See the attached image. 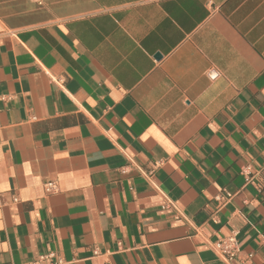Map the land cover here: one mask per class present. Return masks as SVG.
I'll return each mask as SVG.
<instances>
[{
    "label": "crops",
    "instance_id": "crops-1",
    "mask_svg": "<svg viewBox=\"0 0 264 264\" xmlns=\"http://www.w3.org/2000/svg\"><path fill=\"white\" fill-rule=\"evenodd\" d=\"M49 253L264 264V0H0V264Z\"/></svg>",
    "mask_w": 264,
    "mask_h": 264
},
{
    "label": "built area",
    "instance_id": "built-area-1",
    "mask_svg": "<svg viewBox=\"0 0 264 264\" xmlns=\"http://www.w3.org/2000/svg\"><path fill=\"white\" fill-rule=\"evenodd\" d=\"M243 175L247 178V181L251 180V168L249 166L245 167L242 171ZM47 187L51 190H55V184L54 183H48ZM226 199L230 198V195L225 196ZM221 200L222 198L219 197ZM168 206H163V209H166ZM213 250L216 252V254L221 257L224 261L227 263H231L234 261V259L237 257L239 253V247L236 239V233H231L227 237H223L221 239H218L216 242L213 243ZM55 258V255L53 253H49L46 255H42L38 257L33 263L31 264H54L52 260ZM249 259L251 256L248 257ZM50 261V262H48ZM59 263V261H57Z\"/></svg>",
    "mask_w": 264,
    "mask_h": 264
},
{
    "label": "water",
    "instance_id": "water-1",
    "mask_svg": "<svg viewBox=\"0 0 264 264\" xmlns=\"http://www.w3.org/2000/svg\"><path fill=\"white\" fill-rule=\"evenodd\" d=\"M159 56H157L156 58H158Z\"/></svg>",
    "mask_w": 264,
    "mask_h": 264
}]
</instances>
